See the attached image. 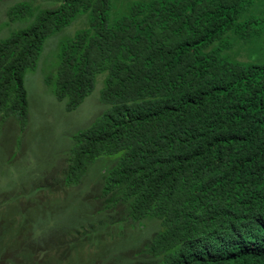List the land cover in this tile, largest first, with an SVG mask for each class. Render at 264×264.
Instances as JSON below:
<instances>
[{
	"label": "trees",
	"instance_id": "obj_1",
	"mask_svg": "<svg viewBox=\"0 0 264 264\" xmlns=\"http://www.w3.org/2000/svg\"><path fill=\"white\" fill-rule=\"evenodd\" d=\"M8 18L25 26L0 40L3 124L28 128L26 77L80 20L44 82L75 112L104 77L106 109L1 209V261L27 251L65 264L134 235L135 248L100 262L264 264V0H22ZM99 162L108 169L90 202L57 208L60 218L42 210V194H79Z\"/></svg>",
	"mask_w": 264,
	"mask_h": 264
},
{
	"label": "rangeland",
	"instance_id": "obj_2",
	"mask_svg": "<svg viewBox=\"0 0 264 264\" xmlns=\"http://www.w3.org/2000/svg\"><path fill=\"white\" fill-rule=\"evenodd\" d=\"M20 1L22 0H0V40L7 38L11 32L24 28L25 24L11 23L8 18L9 8ZM34 1L36 5L43 8L53 7L55 4V0ZM85 23V20H80L61 35L51 39L47 43L40 69L27 75L26 88L30 103L28 128L22 132L15 119H9L3 124L2 116H0V211L7 206L6 203L11 198L16 197L23 190L29 191L30 188L27 185L29 182H37L39 176L42 177L43 174L49 175L51 172L46 170L49 162L53 166L63 162L65 154L72 146L73 134L90 126L106 109L100 101L101 91L105 86L104 77L99 79L95 92L75 112H67L65 104L56 100L52 90L44 82L45 74L51 72L56 63L60 41L65 37L73 36L76 31L84 27ZM247 52L248 49L239 47L234 57L240 61L247 60ZM20 136H22V144L19 147L17 140ZM107 169V163L99 162L85 179L84 188L79 194L71 190L67 193L60 191L56 196L44 193L37 199L39 205L42 206V210L47 208L46 206H49L46 210L53 208V211L48 213L49 216L54 214L55 218H60V214L56 213L57 208L68 203L74 204L73 206L80 205L83 200L90 202V191L97 190V187L104 184L103 176L106 175ZM20 201L24 205L28 202L24 198ZM12 206L14 209L9 210L13 213L12 219L19 220L17 205ZM44 216L43 214L42 217ZM141 238L143 236L130 235L117 242L108 240L102 255H99L97 249L87 246L81 255L82 259L81 256L79 258L81 262L79 259L72 258L65 264H103L100 260H103L105 255L107 257L103 261L107 263L115 256L117 250L135 248L138 240H142ZM35 256L24 251L19 255L17 253L9 260L1 261L0 259V264H39L41 257L35 258ZM53 262L51 264H55Z\"/></svg>",
	"mask_w": 264,
	"mask_h": 264
}]
</instances>
